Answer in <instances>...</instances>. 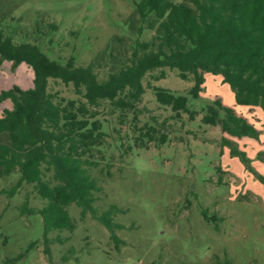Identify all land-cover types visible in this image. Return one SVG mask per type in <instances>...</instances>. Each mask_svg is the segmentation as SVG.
Segmentation results:
<instances>
[{
	"label": "trees",
	"instance_id": "trees-1",
	"mask_svg": "<svg viewBox=\"0 0 264 264\" xmlns=\"http://www.w3.org/2000/svg\"><path fill=\"white\" fill-rule=\"evenodd\" d=\"M132 2L123 34L114 36L105 49L107 57L117 61L104 80H99L94 62L80 66L72 57L65 62L50 59L36 41H16L0 20V63L10 62L12 68L23 63L33 72L32 88L13 86L0 92V103H11L0 117V179L19 175L14 186L0 193L12 197L24 183L46 202L38 210L24 204L20 213L41 216L48 259L47 234L75 230L71 205L79 209L80 220L89 216L101 224L117 251L123 245L115 234L122 226L113 220L123 211L110 205L97 212L94 203L102 187L91 171L103 165L102 174L111 177L114 157L105 158L103 152L113 135L120 168L135 157L154 160L151 152L166 136L153 124L141 123L139 103L146 89L170 119L186 117L216 130L220 153L228 148L231 156L244 161L229 139L261 144L260 131L236 107L264 114V0ZM46 27L49 33L58 29L53 23ZM144 31L151 34L147 41L141 39ZM170 73L191 86L181 93L158 86ZM205 75L221 78L232 92L233 105L215 96L199 110L192 107L191 101L203 92ZM120 133L128 138L125 143Z\"/></svg>",
	"mask_w": 264,
	"mask_h": 264
},
{
	"label": "rangeland",
	"instance_id": "rangeland-1",
	"mask_svg": "<svg viewBox=\"0 0 264 264\" xmlns=\"http://www.w3.org/2000/svg\"><path fill=\"white\" fill-rule=\"evenodd\" d=\"M133 9L132 0H0V20L16 41H36L50 59L65 62L72 57L80 66L94 62V71L104 80L117 61L105 49L123 34ZM51 23L58 27L55 33L48 32ZM150 35L144 31L141 39L147 41ZM32 85L33 72L26 64L12 68L10 62L0 63V92ZM158 86L181 93L191 84L170 73ZM215 96L233 105L232 92L221 78L205 75L203 92L191 101L192 107L199 110ZM5 109H11L8 100L0 103V117ZM139 109L141 123L153 124L166 136L151 152L154 160L135 157L120 168L113 135L103 152L105 158L114 157L111 177L102 174L103 165L91 171L102 187L94 203L97 212L110 205L123 211L113 219L122 226L115 230L123 242L119 250L101 224L89 216L80 220L79 209L71 205L75 230L47 234L48 259L41 216L20 213L24 204L38 210L46 202L23 183L12 197L0 193V264H215L225 259L230 264H264V114L236 107L260 131L261 144L229 139L243 161L228 148L219 152L221 135L216 130L186 117L170 119L148 89ZM18 179L17 172L0 179V190H9Z\"/></svg>",
	"mask_w": 264,
	"mask_h": 264
}]
</instances>
